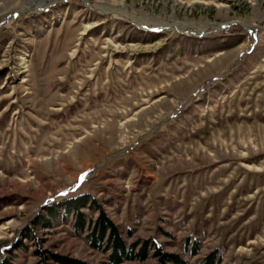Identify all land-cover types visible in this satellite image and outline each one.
I'll return each instance as SVG.
<instances>
[{
	"label": "rangeland",
	"instance_id": "obj_1",
	"mask_svg": "<svg viewBox=\"0 0 264 264\" xmlns=\"http://www.w3.org/2000/svg\"><path fill=\"white\" fill-rule=\"evenodd\" d=\"M83 194L129 243L264 264V0H0V264H110Z\"/></svg>",
	"mask_w": 264,
	"mask_h": 264
},
{
	"label": "trees",
	"instance_id": "obj_2",
	"mask_svg": "<svg viewBox=\"0 0 264 264\" xmlns=\"http://www.w3.org/2000/svg\"><path fill=\"white\" fill-rule=\"evenodd\" d=\"M95 202L91 199V195L83 194L70 198L61 204L64 205L66 212L75 214V229L78 233H86V238L93 248L103 252L110 251L108 263L123 264L127 260H146L152 255L156 260L153 264H187L181 255L166 251L151 238L138 239L129 243L119 225L112 220L104 209L95 207ZM89 204L91 209L97 208L99 210V215L95 221L87 220L84 208L88 207ZM48 212L51 217L56 218L58 216V206L48 207ZM51 220L50 218L39 217L35 222V227H40L43 224L51 225ZM129 234H131V231H129ZM47 253L50 254V257H45L46 262L43 264H48V260H52L57 264H93L74 256L49 251L42 252L40 250L36 254L47 256ZM3 264H8V262Z\"/></svg>",
	"mask_w": 264,
	"mask_h": 264
}]
</instances>
